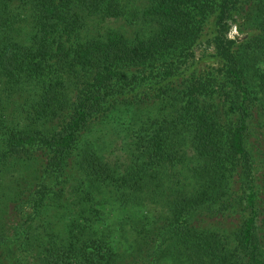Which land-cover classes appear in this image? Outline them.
I'll use <instances>...</instances> for the list:
<instances>
[{
    "label": "trees",
    "instance_id": "1",
    "mask_svg": "<svg viewBox=\"0 0 264 264\" xmlns=\"http://www.w3.org/2000/svg\"><path fill=\"white\" fill-rule=\"evenodd\" d=\"M262 143L264 0H0V264H264Z\"/></svg>",
    "mask_w": 264,
    "mask_h": 264
},
{
    "label": "rangeland",
    "instance_id": "2",
    "mask_svg": "<svg viewBox=\"0 0 264 264\" xmlns=\"http://www.w3.org/2000/svg\"><path fill=\"white\" fill-rule=\"evenodd\" d=\"M229 27L226 31L225 35L227 38H241L244 34L248 32V28L243 23V19L241 17L238 18V15L234 16L233 20L229 21ZM148 26L145 24H142L140 21L138 22H132L128 23L124 21L121 17H86L85 24L82 29H80L79 34L83 37H90L94 35L104 36L108 32H121L125 36L129 38L135 37L137 34H145L144 30L148 29ZM216 24L214 21V16H209L207 18V22L203 27L202 33L199 36V38L196 40V44L194 48L192 49L193 56L187 61L186 66L187 69H196V70H203L206 68L216 67L220 65V59L214 54L213 52V44H210V41H212V37L214 36V32L216 30ZM22 34H25V30L22 29ZM137 97H143L145 94H152L156 92V89L154 88V79H151V81H144L142 84L137 86L133 91ZM149 114L153 113L152 109L148 110ZM125 113L120 115V119L118 116L114 118V123H117V121L120 122V129L124 128L128 125L130 119H132V111L131 116L124 115ZM124 115V117H123ZM123 117V118H122ZM122 119V120H121ZM103 128V131L107 129V126L100 125ZM96 129H99V123L95 127ZM99 133V131H96ZM121 138H117L115 140L114 145L110 148L111 152V161L114 162H120L124 159V152L121 148ZM264 143L260 146V153L258 157V163H259V170L258 174L261 172V170H264V162L262 161L264 159ZM118 162V163H119ZM121 170V168H119ZM262 173H260L261 175Z\"/></svg>",
    "mask_w": 264,
    "mask_h": 264
}]
</instances>
